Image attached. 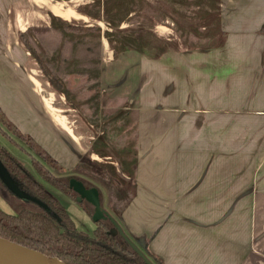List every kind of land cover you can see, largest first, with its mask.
<instances>
[{
	"label": "crops",
	"instance_id": "obj_1",
	"mask_svg": "<svg viewBox=\"0 0 264 264\" xmlns=\"http://www.w3.org/2000/svg\"><path fill=\"white\" fill-rule=\"evenodd\" d=\"M219 7L221 47L112 59L103 45L101 90L137 111L136 190L118 223L162 264H264V0ZM49 12L64 19L37 0H0V108L70 172L89 144L47 110L64 118L18 38Z\"/></svg>",
	"mask_w": 264,
	"mask_h": 264
},
{
	"label": "trees",
	"instance_id": "obj_2",
	"mask_svg": "<svg viewBox=\"0 0 264 264\" xmlns=\"http://www.w3.org/2000/svg\"><path fill=\"white\" fill-rule=\"evenodd\" d=\"M219 2L91 0L77 8L103 20L104 30L94 24H74L49 12L47 27L29 26L19 33L20 43L49 86L92 133L87 151L74 168L86 171L92 180L81 177L79 181L86 188L94 187L98 194L104 187L117 191L118 196L109 201L114 199L111 204L118 216L136 190L137 111L128 105L107 106L109 93L100 88L103 45L111 51L112 59L128 50L157 59L168 50L221 47L225 34L220 26ZM162 24L171 26V34L159 36L154 31ZM259 31L264 33V23ZM92 155L99 161L91 160ZM0 162L15 187L37 202L20 204L22 198L14 195L9 202L11 212L0 207L1 238L63 264H151L149 260L162 264L145 246L142 255L136 252L109 219L98 220L86 232L64 218L52 191L76 201L88 217L93 207L85 200L77 201L68 172L29 134L21 132L1 108ZM5 187L0 179V189Z\"/></svg>",
	"mask_w": 264,
	"mask_h": 264
},
{
	"label": "rangeland",
	"instance_id": "obj_3",
	"mask_svg": "<svg viewBox=\"0 0 264 264\" xmlns=\"http://www.w3.org/2000/svg\"><path fill=\"white\" fill-rule=\"evenodd\" d=\"M59 2L66 3L69 6L71 5V7H72L71 11L73 9L74 10L76 9L79 12L77 7L79 5H82L84 3L89 2V0H69V1H59ZM71 11H70V13L68 15V13H66L63 9H61L60 15H61V17L65 18L67 21H69L71 23L83 24L82 20H84L85 18L84 19H80L78 17H75V16H73ZM88 22H90L91 24L96 25V21H92V20L90 21L89 20ZM156 31H157L156 33L162 34V36H167L168 34H171V26L169 24L158 25L156 27ZM41 34H44V33H41ZM27 57L30 59V63L32 64V66L37 70V73L39 74V78L42 79V80H44V79L46 80V78L42 75L40 69L37 68L38 67L37 64L29 56V53H28ZM48 90L51 91V89H48ZM56 95H57V103H55L56 108L59 107L60 110H64L63 112L61 111L60 114L62 116H64L63 119H64L65 122H66V119H68L67 122L69 124V127H70V129H72L73 134L77 138V140H76L77 141L76 142L77 146L79 145V146H81V148L82 147L85 148L86 145H88L90 143V140L92 139L91 131L89 130L87 125L83 122V120L78 116V114L75 111L71 110L66 105V103L64 101V98L62 96L58 95V94H56ZM107 106L112 108L115 105H112L111 99H108L107 100ZM59 118H62V117L59 116ZM67 122H66V124H67ZM12 149H13V151L16 154L18 153V152L15 151L14 148H12ZM87 149H86V151H87ZM90 159L99 161V158L94 156V155H92L90 157ZM76 172H78V173H76ZM82 172L85 175H83ZM67 176L69 178H74L76 180H79L81 177L82 178L88 177V178H90L92 180V177H91L90 174H88L86 171L84 172V171H82L80 169L68 172ZM4 185L6 186L5 189L4 190L0 189V204L1 205H8L7 207H10L9 206V202L12 203L11 200H13V198H14L13 196L14 195H17L18 198H22L21 201L19 200L20 204H22L21 202H23V201L26 204H28L27 203L28 201L36 202L31 195H28L26 192L21 191L20 189L15 187L14 184H13L12 188L8 187L5 183H4ZM52 194L59 200L60 205L62 206L61 211H62L63 217L71 220V222L74 224L75 227L81 228V229L85 230L86 232H89L94 227V222H93L91 217H86L85 216V218H83L84 217V212L81 210L80 207L77 206L76 201H73L71 199L65 198L64 196L59 195V194H57L54 191H52ZM98 196H99L100 204H99V208L97 210L102 213V218L100 220L109 219L112 223H117L119 225V223H118L119 216L114 213V209H113L112 204H111V202L114 199H111V201H109L110 197L111 198L112 197H117L118 196V192L117 191L115 192L113 189L111 190L110 187L109 188L104 187L101 190V192H99ZM35 208H39V207L36 206ZM95 210L96 209L93 207V212ZM81 221H84V222H82L83 224L81 223ZM113 232H114V229H113ZM136 246L142 252L143 247L141 245H136ZM149 261H150L151 264H156V263L152 262L151 260H149Z\"/></svg>",
	"mask_w": 264,
	"mask_h": 264
},
{
	"label": "water",
	"instance_id": "obj_4",
	"mask_svg": "<svg viewBox=\"0 0 264 264\" xmlns=\"http://www.w3.org/2000/svg\"><path fill=\"white\" fill-rule=\"evenodd\" d=\"M0 179L10 188L13 184L0 162ZM69 186L77 194V201L85 200L91 204L96 210L91 215L93 222H97L102 218V213L98 211L99 208V194L94 188H86L81 181L71 178ZM115 230L124 238V240L140 255L142 252L138 247L127 237L120 225L113 223ZM0 264H63L55 257H45L38 251L29 249L20 244L14 243L7 239L0 237Z\"/></svg>",
	"mask_w": 264,
	"mask_h": 264
},
{
	"label": "bare ground",
	"instance_id": "obj_5",
	"mask_svg": "<svg viewBox=\"0 0 264 264\" xmlns=\"http://www.w3.org/2000/svg\"><path fill=\"white\" fill-rule=\"evenodd\" d=\"M37 1H38L40 4H46V5H48L49 8H51L52 12L55 13L56 15L61 16V15H60V13H61V12H60V11H61L60 8L65 9L66 13H70V7H69V5L66 4V3L56 2V1H53V0H37ZM59 7H60V8H59ZM71 12H72L73 16H75V17H78V18H80V19H84V18H85V17L82 16L81 14L77 13L74 9H73ZM64 19H65V18H64ZM32 80H33V79H32ZM33 82H34V81H33ZM46 108H47V110L51 113V115L54 116V117L57 119L58 122L65 123L63 117H62V118H59V116L56 114V111H57L56 109H53V108L50 107V106H49V107L46 106ZM68 132H69V134H70L71 136H73V135H72V131H71V129H69ZM73 137H75V136H73ZM73 137H72V138H73ZM75 140H76V137H75Z\"/></svg>",
	"mask_w": 264,
	"mask_h": 264
}]
</instances>
